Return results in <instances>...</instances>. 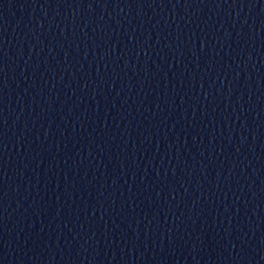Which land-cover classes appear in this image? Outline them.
I'll list each match as a JSON object with an SVG mask.
<instances>
[{"label":"water","instance_id":"95a60500","mask_svg":"<svg viewBox=\"0 0 264 264\" xmlns=\"http://www.w3.org/2000/svg\"><path fill=\"white\" fill-rule=\"evenodd\" d=\"M0 264H264V0H0Z\"/></svg>","mask_w":264,"mask_h":264}]
</instances>
